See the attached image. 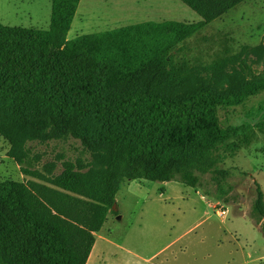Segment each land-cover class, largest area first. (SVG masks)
Here are the masks:
<instances>
[{"label":"trees","instance_id":"16d2710c","mask_svg":"<svg viewBox=\"0 0 264 264\" xmlns=\"http://www.w3.org/2000/svg\"><path fill=\"white\" fill-rule=\"evenodd\" d=\"M180 1L201 19L145 21L69 40L80 0H51L48 29L0 22V137L21 173L40 180L0 182V264H86L94 234L117 213L125 180H178L228 201L230 171L218 167L219 156L264 129V119L230 123L229 111L264 94V78L236 91L204 84L183 91L186 79L172 75L173 52L245 0ZM60 137L89 149V168L65 160L59 174L52 175L54 163L47 175L37 170L28 142ZM250 215L264 235V193L256 182Z\"/></svg>","mask_w":264,"mask_h":264},{"label":"rangeland","instance_id":"374dc122","mask_svg":"<svg viewBox=\"0 0 264 264\" xmlns=\"http://www.w3.org/2000/svg\"><path fill=\"white\" fill-rule=\"evenodd\" d=\"M50 12L51 0H0V22L12 27L48 29ZM200 19L180 0H80L67 39L145 21ZM244 46L260 47L246 56ZM237 55L234 65L213 67ZM173 58L172 75L186 79L183 91L201 84L220 92L236 91L246 80L264 78V0H245L205 25L179 44ZM229 113L233 124L263 120L264 94ZM27 145L39 157L35 167L44 175L51 163L53 175L63 170L65 160H80L87 168L93 161L89 149L72 137ZM240 146L218 159V167L230 171L228 201L178 180L123 181L115 197L117 213H108L87 264H264V235L250 215L255 182L264 193V129L254 128L251 143ZM8 148L0 137V182L33 179L7 156ZM217 209L226 213L218 215Z\"/></svg>","mask_w":264,"mask_h":264},{"label":"built area","instance_id":"2783aa9c","mask_svg":"<svg viewBox=\"0 0 264 264\" xmlns=\"http://www.w3.org/2000/svg\"><path fill=\"white\" fill-rule=\"evenodd\" d=\"M216 212L218 215H221V216H223L226 213V211L223 209H217Z\"/></svg>","mask_w":264,"mask_h":264},{"label":"crops","instance_id":"0c3cea01","mask_svg":"<svg viewBox=\"0 0 264 264\" xmlns=\"http://www.w3.org/2000/svg\"><path fill=\"white\" fill-rule=\"evenodd\" d=\"M96 234H97V232L95 233V237H96ZM94 244H95V243H94ZM92 251H93V248H92L91 253H90L89 257H88V260L91 259L90 257H91V255H92ZM88 260H87V261H88ZM86 264H87V262H86Z\"/></svg>","mask_w":264,"mask_h":264},{"label":"water","instance_id":"95a60500","mask_svg":"<svg viewBox=\"0 0 264 264\" xmlns=\"http://www.w3.org/2000/svg\"><path fill=\"white\" fill-rule=\"evenodd\" d=\"M114 209H116V205H114V207H113Z\"/></svg>","mask_w":264,"mask_h":264}]
</instances>
